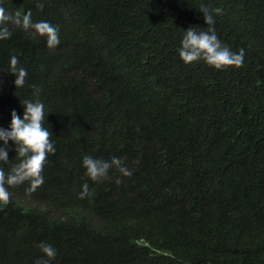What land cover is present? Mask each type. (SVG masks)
<instances>
[{
  "label": "trees",
  "instance_id": "1",
  "mask_svg": "<svg viewBox=\"0 0 264 264\" xmlns=\"http://www.w3.org/2000/svg\"><path fill=\"white\" fill-rule=\"evenodd\" d=\"M38 2L3 0L57 25L60 44L9 25L0 126L39 99L56 151L35 192L9 188L0 264H35L41 241L52 264H264V0ZM201 3L222 9L215 29L244 49L241 67L179 57L184 29L208 27ZM11 56L28 71L19 88ZM84 155L120 156L133 174L93 181Z\"/></svg>",
  "mask_w": 264,
  "mask_h": 264
},
{
  "label": "clouds",
  "instance_id": "2",
  "mask_svg": "<svg viewBox=\"0 0 264 264\" xmlns=\"http://www.w3.org/2000/svg\"><path fill=\"white\" fill-rule=\"evenodd\" d=\"M37 7L42 9L44 3L39 0ZM199 12L207 28L189 26L184 29L178 54L185 64L203 61L214 69H224L229 66L241 67L244 63L245 52L241 48L233 51L219 38L215 29L214 13L219 14V7L210 9L207 4L201 3ZM20 27L29 31L33 36L44 37L48 48H55L60 44L59 27L50 21H33L32 10L28 9L23 14H13L4 6L0 0V40L12 36L9 25ZM19 59L16 56L9 58V72L14 74V85L16 88L25 84L28 71L24 67H18ZM38 95V90L36 92ZM23 114L20 115L15 109L10 112V122L7 127L0 126V208L8 205L11 201L9 188H14L28 182L26 192L31 194L44 183L43 170L47 157L55 153L54 141L50 139L53 135L49 126L44 125L46 119L45 105L39 99L25 100L23 102ZM11 141V145L9 144ZM14 148L15 160L9 161L8 153ZM7 167V170L5 166ZM82 166L85 175L93 181L109 178V170L117 169L123 176H131L133 170L127 167L120 156H112L111 159L96 158L92 155H84ZM117 182L120 178L117 177ZM89 186L82 185L79 196L83 198L88 195ZM38 247L42 253L37 257L35 264H52L57 256V249L50 243L41 241Z\"/></svg>",
  "mask_w": 264,
  "mask_h": 264
}]
</instances>
